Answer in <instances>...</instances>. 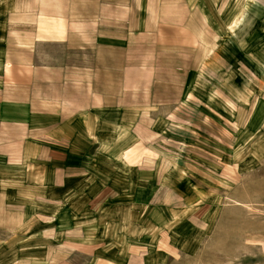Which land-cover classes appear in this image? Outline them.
Segmentation results:
<instances>
[{
    "label": "rangeland",
    "instance_id": "1",
    "mask_svg": "<svg viewBox=\"0 0 264 264\" xmlns=\"http://www.w3.org/2000/svg\"><path fill=\"white\" fill-rule=\"evenodd\" d=\"M113 5L112 24L78 31L80 15L59 31L50 20L34 55L74 57L95 73L96 97L148 109L144 137L127 134L113 152L129 153L112 166L150 182L137 195L174 205L176 218L153 228L186 252L178 264H264V0Z\"/></svg>",
    "mask_w": 264,
    "mask_h": 264
},
{
    "label": "crops",
    "instance_id": "2",
    "mask_svg": "<svg viewBox=\"0 0 264 264\" xmlns=\"http://www.w3.org/2000/svg\"><path fill=\"white\" fill-rule=\"evenodd\" d=\"M78 2L0 0V264H178L186 252L153 228L176 218L174 205L137 195L150 182L112 166L127 134L144 137L148 109L96 97L95 73L74 57L34 55L50 20L59 31L80 15L78 31L112 24L113 0H81L77 12Z\"/></svg>",
    "mask_w": 264,
    "mask_h": 264
}]
</instances>
